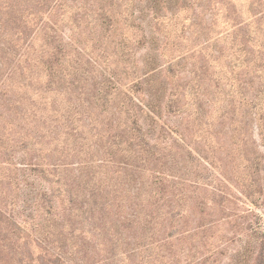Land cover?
I'll return each mask as SVG.
<instances>
[{
  "label": "rangeland",
  "instance_id": "rangeland-1",
  "mask_svg": "<svg viewBox=\"0 0 264 264\" xmlns=\"http://www.w3.org/2000/svg\"><path fill=\"white\" fill-rule=\"evenodd\" d=\"M234 1L243 19L257 10L254 0ZM125 2L127 6L123 7ZM151 2L154 3L153 0H0V54L8 62L5 67L0 63V264H20L21 261L26 264L30 258H33L32 264H50L47 260L53 257H46L37 237L46 238V232L50 234L49 253L66 255L70 264L88 262L91 258L86 250L99 248L98 238L108 235L115 223L111 218L106 230L91 229L93 225L84 221L87 208L82 206V201L90 198L85 192L95 188L100 195L102 193L104 200L99 202L105 208L118 193L129 205L132 199L126 188L131 182V172L124 161L137 163L144 152L149 169L168 164V168L182 176L192 172V178L212 180L225 194L221 197L220 192L202 185L191 188L185 184L166 183V197L159 204L161 212L156 207L154 212L157 213L147 227V236L153 244L147 252L152 254L151 262L146 264H187L192 255L194 264L207 258H210L208 264H228L235 262L236 253L249 244L254 248L239 264H253L256 257L257 262L260 258L264 262V140L257 127V107L253 104L257 87L254 90L249 84L246 87L250 97L246 101L249 102L238 106L236 112L228 113L232 122L230 118L223 120V109H214L207 99L208 93L214 90L219 100L217 106L226 105L225 93L231 85L228 75H224L229 60L213 55L225 40L226 25L222 14L217 27L221 39H217V31H213L215 38L210 40V47L204 53L197 51L195 56L186 55L206 38L191 33L196 28L192 22L199 16L203 17L205 25L210 24L213 20L210 10L204 5L203 8L190 5L178 12L173 8L178 5L177 0L170 2L168 6L172 9L165 8L164 16L167 13L172 16L173 26L160 23L161 32L169 31L171 39L164 49L166 41L160 34L156 49L150 37L146 44L142 43V29L147 33L157 24L153 20ZM161 2L163 6L167 3ZM103 5L109 13L121 11L123 18L127 17V21L121 20L117 31H110L98 22L97 8ZM165 21L169 20L165 18ZM52 22H56L53 26L57 30L53 41L49 28ZM251 22L247 29L249 31L250 27L255 35L257 20ZM43 23L45 28L41 27ZM24 27L27 32L23 36ZM201 28L199 31L204 33ZM195 30L198 31V27ZM24 41L31 42L28 54L33 59L32 65H28L33 71L25 73L17 67L26 62L16 64V52L7 49V46L22 47ZM54 46L61 50L57 60L51 52ZM43 54L52 57V71L50 65L44 66ZM200 54L208 58L209 71L201 76L199 93L193 94L190 90L191 62L199 61ZM153 58L161 68L157 77L167 82L165 93L176 86L180 96L184 91L188 93L181 96L180 102H187L185 107L193 111V118L186 112L169 113L166 98L160 111L162 120L181 132L188 129L186 142L162 130L161 120L155 122L157 118L141 109L144 98L150 99L148 84L143 90L131 89L133 78L143 75L148 60ZM172 58L180 71L168 76L167 62ZM12 67L14 73L9 76ZM256 68L255 65L238 66L236 72L248 71V78L256 81ZM214 80L219 81V87ZM154 84L155 88L162 87L158 79ZM237 86L238 82L233 91H238ZM198 108L199 116L195 114ZM134 116L143 126L142 131L132 129ZM119 122H123L127 131L124 127L118 128ZM119 134L124 135L125 141L120 142ZM138 136L139 141L148 140L146 147L135 141ZM190 147L198 151L190 154ZM105 150L110 153L105 155ZM201 154L208 155L216 166H207ZM175 159L180 161L179 165L171 163ZM182 162H187V167ZM36 163H40L39 166ZM140 164L147 163L141 161ZM141 174L147 181L141 199L145 204L152 203L158 197L150 199L148 194L156 178L150 172ZM70 190L77 196L72 204H69ZM174 193L179 194L185 210L177 219L167 213L169 195L174 196ZM42 197L53 206L51 216L46 213V205L40 207L41 212L36 211L39 202L44 204ZM127 198L130 201L127 202ZM124 208L126 211L127 205ZM177 208L182 209L179 203ZM105 212L108 214L107 210ZM224 213L230 215L229 220L199 227ZM172 224L176 225L174 229ZM83 228L92 233L81 234L79 230ZM186 230L191 233L181 234ZM171 233L174 236L166 243ZM80 237L88 245L85 248L81 243L73 245ZM170 247L174 258H169ZM189 248H193L192 251ZM122 251L124 245L121 243L119 258ZM139 261L137 255L126 259L127 264H139Z\"/></svg>",
  "mask_w": 264,
  "mask_h": 264
},
{
  "label": "trees",
  "instance_id": "trees-1",
  "mask_svg": "<svg viewBox=\"0 0 264 264\" xmlns=\"http://www.w3.org/2000/svg\"><path fill=\"white\" fill-rule=\"evenodd\" d=\"M40 1V0H39ZM167 3H165L163 6V2L161 0H156L150 3V9L153 10V20L157 22L156 26L152 27L150 32H145V29H142V43L146 44L148 42V39L150 37L151 41H153L157 47V41H159V36L160 34L163 35L165 38V47L164 49L168 46L169 41L171 39V35L169 34V31H164L163 33L161 32L162 26L160 22H165V25L167 27H172L173 22H172V16H168V13L165 14L164 16V10L165 8L172 9L168 4L170 2H176V0H165ZM178 5L173 8H177L178 12L184 11L186 6L193 5V7H206L210 10L211 16L213 17V20L210 24L205 25V21L203 20V17L197 16L195 18L194 26L197 28L198 31L195 29L191 30L192 34H197L198 37H203V35L206 36L205 40L202 41L201 43H198L196 46H194L193 50H188L186 55L192 54L193 56L196 55L197 51H203L205 49H208L211 44V39L217 38L221 39L220 37V31L218 30V24H219V16L220 13L222 14V18L224 19L225 25H226V30L224 32V37L225 40L223 42V45L220 46L216 52L213 53L215 58L219 59L221 57H226L229 60V63L225 67V74L228 75V84L231 83L229 92L225 93L228 98L227 104L222 105L220 107L217 106L218 103V96H216L215 91L212 90L208 93V103L210 106L214 107V109L221 110L223 109V114L221 115V118L223 120H227L230 118L228 116V113L231 112H236L238 109V106H244L245 103H248V100L250 97H248V90L247 86L249 84L254 87V90L257 87V92H255L253 98H254V105L257 107V127L260 130V135L262 139L264 140V0H254L253 4L257 5V10L254 12L252 16H250L247 19H243L241 17V13L239 10L236 8L235 1L234 0H177ZM58 5V2L56 3ZM204 5V6H203ZM123 7L127 6V3L122 4ZM252 10L253 7H250ZM41 12L40 10L38 13ZM98 12V17L97 20L102 24V26L106 27L108 30H114L117 31L120 23L123 21H127V17L123 18V14L121 11H115L112 10L110 13L107 11L106 6H101L97 8ZM166 12V11H165ZM131 13V12H130ZM134 11L132 10V17L134 18L135 22L137 19L134 16ZM165 18H167L169 21H165ZM123 20V21H121ZM257 20V28H256V34L251 31L249 27V31L247 29V25H251V21ZM42 23V20L40 22ZM48 23V22H47ZM56 22H52L51 25H49L50 31L52 32V35L50 37L51 41L55 39V32L57 31L55 29V26H53ZM191 23V24H192ZM45 23L41 25L42 28H45ZM134 26V24H132ZM131 25V26H132ZM164 25V26H165ZM229 25V28H227ZM202 26V30L205 31L204 33L199 31V27ZM48 28V30H49ZM114 31V32H115ZM217 31L216 36L212 37V35ZM27 31L25 30V27L22 28V34H24ZM116 33V32H115ZM114 33V34H115ZM19 35V36H22ZM118 35V34H117ZM151 35V36H150ZM222 37V38H224ZM257 37V40H256ZM23 39V38H22ZM229 39V41H228ZM27 41H24V44L20 46H7V49L10 50L11 52H16V64L19 62H22L23 60L26 62V65L23 66H18L17 68L25 73V71H33V68L30 70L28 68V65H32L31 62L33 61L32 58H30V43L26 44ZM257 48V51H256ZM191 51V52H190ZM52 55L54 57L56 56V60L59 55H61V50L58 48V46H54V48H51ZM257 52V55H256ZM217 53V54H215ZM1 57V65L5 67L8 65V62L6 58L4 57L3 54H0ZM51 56L46 54H43L41 56V59L44 66L50 65V71L54 69V64L53 60L51 61ZM185 58V57H184ZM32 59V60H31ZM208 58L205 56L203 57L201 54L199 55V61L196 62H191V77H190V83L191 87L190 90L193 94L199 93L202 85V77L208 73L209 71V64L207 62ZM35 61V60H34ZM37 61V60H36ZM147 62L146 70L143 75L141 76H136L133 78L132 82L133 85L131 84V89H136L137 91L143 90V86L146 84L149 85V88L147 91H149L148 97L150 98L149 100H146L144 98L143 103L141 104V109L146 110L148 114L154 116V118H157L155 122H159L157 120H161L162 126L161 129L167 132L168 134H175L177 138L183 139L186 142V133L188 132V129L185 128L184 132H181L179 128H176L173 126L171 123H168L166 120H162V112L161 109L163 107V100L166 98L168 99L167 105L170 106L168 108L169 113H180V112H186L188 117L193 118V111H187V108L185 107L187 105V102H180L181 96H185L188 93L184 91L183 95H179L178 91L176 90L177 86L175 89H171L170 92L165 93L167 91V82H163L161 77H157V73L160 72V66L157 65L155 62V59L150 61V59ZM154 61V62H153ZM40 63L39 61H37ZM49 64H46L48 63ZM251 65H255L256 70H257V80L255 81L253 78H248V71L242 70L241 72H236V68L239 67H244L248 68ZM15 66V65H14ZM13 66V67H14ZM13 67L10 68V72L7 74L9 76L14 73ZM180 71L176 67V60L175 58L170 59L167 62V73L168 76H173V73L175 74L176 72ZM230 74V75H229ZM223 78V77H222ZM158 79V82L162 84V87L159 86L155 88L154 86V81ZM161 79V80H160ZM250 79V80H247ZM236 80V81H234ZM205 82V80L203 79ZM215 86L219 87L220 83L219 81L214 80ZM238 82V86L236 89L238 91H233L234 85H236ZM178 86H181L178 84ZM186 85L185 87H187ZM165 88L166 90L162 89ZM189 87V86H188ZM162 89V90H161ZM178 89H180L178 87ZM130 91V90H129ZM218 94L221 95V93L218 91ZM102 99H104V96H102ZM123 105H126L124 103ZM185 107V108H184ZM250 110V109H249ZM249 112V111H246ZM198 116L201 114L200 109L198 108L196 113ZM233 118H230V122H232ZM210 121L209 119L207 122ZM123 122L118 123V128L124 127V130L127 131L126 126H122ZM132 126L134 131H142L143 126L140 124V121L137 116H134L133 121H132ZM151 131V130H149ZM149 133V132H148ZM141 137L143 136L140 134ZM119 140L120 142L125 141L124 135L119 134ZM140 136L135 138V141H139ZM140 144L147 146V142L145 140H140ZM188 146H190V143H187ZM134 146V145H133ZM142 148V147H141ZM153 148V147H152ZM191 148V147H190ZM190 154H193L194 151H198L195 148H191ZM103 153L106 155L110 153L109 151H103ZM151 153V150L149 151ZM199 153V152H198ZM155 154V152L153 153ZM201 158L203 159L204 162H206L207 166H210L211 168H214L215 162H212L210 160L208 155H203L201 154ZM141 158V157H140ZM128 160L124 161V166L127 167V170H129L131 173L129 174V177L131 178V182H129L126 191L128 193V196L131 200L129 202V205L123 202L125 199L124 196L121 194L116 195L110 200V203H106V208L104 204H101L99 200H104L102 193L100 195V192L95 190V188L89 190L88 192H85L86 196H89L90 198L87 200L82 201V206L86 207V211L84 212L87 217H85L84 221H89L93 227L91 229L97 231L101 230H106V227L109 225V221L112 218L115 223V228L111 229L110 233L108 235H102L98 238V247L95 248H89L86 250L87 256H90V260L88 262H76L74 264H127L126 259L127 258H132V256L137 255V259H140L139 264H146L147 262H151V255L152 254H147V252L150 250L152 246V242H150V239L147 236V227L152 223L155 215L157 212H154L156 207L159 209V213L161 212V205L159 208V204L161 200L166 197V191L167 186L166 183L172 182V183H180V184H185L190 186L191 188L193 185H202V186H207L213 188L215 191L220 192L221 197L224 194V191H222L220 188L216 187L213 185L212 180H197L196 178H192V172L189 173V176H182L180 174H177V172H174L171 168H168V164H162L160 168L158 166H154L153 168H148V159H147V153L142 154V158L137 160V163H129L127 162ZM141 161H144L147 164H140ZM172 161V160H171ZM167 163H170V161H166ZM136 164V166L134 165ZM159 163V162H158ZM173 165H179L180 161L178 159H175L171 162ZM186 167H187V162H182ZM31 164V163H28ZM40 163H36V166H39ZM164 167V168H163ZM165 169V170H164ZM169 171L170 173L166 172ZM147 173L150 172L155 178H156V185L153 181V185L150 193L148 196L150 199H154L155 197H158L154 202L152 203H147L145 204L144 201L141 199L142 194L145 193V189L147 187V181L144 180L143 175L141 173ZM188 183V184H186ZM85 191V190H84ZM124 193V192H123ZM43 194H47V192H43ZM186 194V193H185ZM174 196L169 195V206L167 209V213L171 215L172 219H177L180 213H184V209L182 208V204L180 202V196L179 194L174 193ZM77 196L70 190L69 192V204L75 203ZM185 197V196H184ZM129 198H127V202L130 201ZM42 201L44 204L41 202L38 203V206H36V211L41 212L40 207L45 206L47 209V214L51 216V212L53 210V206L51 205L50 201H46L42 197ZM181 206L183 209H178L177 205ZM219 203L222 205L223 200L219 201ZM127 205V210L125 211L124 207ZM108 211V214L105 211ZM225 211V210H224ZM230 215L229 214H222L220 216H216V219L210 220L209 222L205 224H199V227H203V225H208V226H213L214 224L222 222L223 219L229 220ZM83 221V222H84ZM81 222V223H83ZM201 223V222H199ZM84 224V223H83ZM81 224V225H83ZM176 225L172 224V229H174ZM81 234H84L85 232H91L90 230H85L84 228L79 230ZM92 233V232H91ZM102 233V232H101ZM186 233H191V230H186L185 233L181 234H186ZM47 237L42 238L39 237V240L41 241V250L44 251L43 253L46 255H51L53 259L47 260L50 264H70L67 263L66 255L62 253H49L50 252V247L48 246L49 244V238L50 234L46 232ZM174 234H169L168 240L166 243H168L170 240H172ZM6 238V236L4 235ZM101 238V239H100ZM100 239V240H99ZM81 243L83 245V248H85L86 241L84 240L83 237H80V240H76L74 242V247L76 244ZM124 245V251H122V256L119 258V253H118V247H120V244ZM88 246V245H87ZM254 247L249 244L245 250H239L236 255H235V262H230L228 264H239L242 263L245 256L253 249ZM193 248H189V251H192ZM170 252H169V258H174L175 253L172 250V247H170ZM93 255V256H91ZM82 257V256H81ZM210 258L200 260L199 264H208ZM39 261H41L39 259ZM8 262V261H7ZM33 263V258H30L26 264H32ZM173 263H175V260H173ZM20 264H23V261L20 262ZM187 264H194L193 260V255L192 258L187 260ZM253 264H264L262 261V258L259 259V262H257V257L254 260Z\"/></svg>",
  "mask_w": 264,
  "mask_h": 264
}]
</instances>
